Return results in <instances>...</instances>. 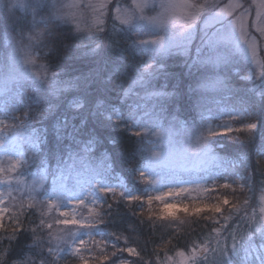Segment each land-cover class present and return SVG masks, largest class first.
<instances>
[{"label": "snow or ice", "instance_id": "6c2138e0", "mask_svg": "<svg viewBox=\"0 0 264 264\" xmlns=\"http://www.w3.org/2000/svg\"><path fill=\"white\" fill-rule=\"evenodd\" d=\"M75 5L60 3V0H0V11L8 13L9 19L13 18V10L17 7L27 10L31 9L33 15L32 26L39 28L42 24L44 27L36 32L34 35H29L28 43L25 44L23 32L17 34V36L6 35V43L13 48V57L17 52L23 55L24 63L35 64L37 57L33 54V48L36 44L42 43V38L50 37L53 35L54 22L64 21L68 22L66 15L62 14L64 8H71ZM260 6L264 8V0H260ZM80 7L91 8L98 13V18L93 26H89L86 31L89 35L95 36L98 33H106L105 23L106 19L113 20V32H119L124 35H130L135 32L137 37L147 35L154 37L151 39H132L131 44L128 46L130 50L135 51L139 49V55L144 56L148 54L147 60H142V67L137 68L136 78L132 80V83L125 88L124 83L117 85L118 91H115V102H98L96 110L90 113V116L96 117L101 123L107 121L112 127L118 128L120 131L128 133L131 137L136 139V143L140 145L138 148L139 154V167H132L130 172L135 175L139 173L138 179H144L146 172H153L157 169H169L174 170L177 166L183 168L189 161L196 159L200 155L207 154L212 151L210 146V140L213 137L224 135L228 132L240 131V129H232L229 125H217L213 128L208 121L215 118L211 115L212 109L209 107L210 97L208 95L209 79L215 84L220 85L222 91H226L235 95L237 89H234L225 80L221 79L219 75H215L212 78L207 76L203 77L195 87L189 86L188 97L189 103L192 98L195 97L194 108L199 110L201 117L200 125L198 128V134L195 141H192L191 136H188V147L183 146V140L178 137L187 135L188 130L185 122L178 120L175 115H171V119L168 116L171 114L172 108L181 103L179 93H169L166 91H157L153 87V81L164 72L163 58L171 55H180L186 58L185 64L187 67L203 68L206 72L209 69L219 70L221 65L227 66L232 61V52L227 46V41L233 39L236 41V47L240 48V41L248 45L247 49H242L247 52L250 50L251 58L256 59L258 55L264 54V48H259L256 44L257 37L248 31V26L245 22V17L250 14L251 8L246 7L243 3L237 2L235 6L229 4L221 7V0H210L204 5H196L192 3V0H132L131 4H125L124 0H101L99 4L93 5L92 3H81ZM46 8L54 10L50 13L46 19L37 21L36 15ZM159 8L160 11L154 16H146L144 14L145 9L155 10ZM231 8V11H227V17L221 16L226 9ZM191 10V14L184 13L183 10ZM176 10H181L182 15L176 16ZM206 11L204 17H200V12ZM237 11L239 14L237 15ZM122 13H126L125 18H121ZM177 19L181 23L177 24ZM201 22L198 24L197 20ZM119 22V29H117L115 22ZM15 23V21H13ZM216 25H219L218 27ZM264 14L259 10L256 11V20L252 22V27L260 34V38L264 39ZM51 26V27H50ZM145 26H148V30L145 31ZM239 29V37H236V30ZM213 29H215L213 31ZM15 30V29H13ZM77 32H82L80 25H76ZM163 33V35L161 34ZM111 47L116 42L109 37ZM251 41V43H249ZM125 51L124 48H120L121 54ZM191 60V64L187 61ZM40 72L33 73L28 76L27 73L23 74V77L28 79L41 80L43 83H47V94L57 96L62 91L60 87V81L56 77V73H51L48 76L47 65H39ZM261 81L264 85V64L261 65ZM239 75V73H237ZM256 75L255 70H252L250 77H241L242 79H251ZM111 75L108 76V80H111ZM8 80H5V90H7ZM139 89L138 91L136 89ZM39 91V89H34ZM259 101H257L255 95H252L249 100L250 107L253 111H246V115L252 116L255 113L257 104L264 107V87L259 90ZM34 104H41L46 102V98L40 95H34L28 98ZM216 103H219L216 101ZM77 107L81 105L77 104ZM53 105L49 104L46 109L43 110V114L47 115L53 109ZM178 110V109H177ZM13 109L9 116L5 113V118L13 120L18 119ZM207 113V114H206ZM40 113H38L39 115ZM221 115L224 113L221 112ZM232 116V113H228ZM101 117L103 119H101ZM30 119V111L24 113V120ZM167 120L169 127L162 129V121ZM4 121L0 120V124ZM21 128L24 127V122L21 121ZM178 126V127H177ZM258 124L255 122H249L245 125V129L249 132L257 130ZM217 129H223V132ZM207 133V135H205ZM153 137L155 139H153ZM30 144L33 152L43 151L46 146V132L34 133V136L30 138ZM149 145L150 147H145ZM102 147L100 141L96 138L95 132L88 131V122L85 119H81L79 124H73L71 130H69L68 121L63 122V126L55 128V145L50 149L47 157L40 159L39 164L44 166L50 159H56L59 163H66L67 160L72 161V164L67 165L68 175H65L64 169L58 168L60 177L64 180L75 178L77 181L86 173L92 171L93 162L96 163L97 168H102L105 173L112 170V163L114 158L107 153H99V149ZM261 148L264 149V131L261 132ZM99 153V154H98ZM258 156H264V150L257 152ZM25 165H32L34 161L27 159L24 161ZM243 163V158H241ZM77 164L79 168H77ZM235 167V165H233ZM15 167V166H13ZM3 171V169H0ZM264 175V172H261ZM23 176V172L20 173ZM225 179L224 177H220ZM213 184H216V177H210ZM240 180H244L247 184L252 180L251 175L241 176ZM18 184L21 180L18 178ZM56 180L54 178L53 184ZM9 184V181H4ZM261 185H264V180L261 181ZM96 191H98L104 199L96 197L90 191L88 198H91L92 204H99V209L89 207L84 199H79L78 204L80 208L87 210V215L81 213V218H77V214L73 212L71 215L68 211L60 209L58 203L51 202L50 200H37V196L43 195V193H28V198L33 201L27 204L25 211V205L23 203V190L17 189L21 192L20 203L18 205L20 212L24 215V220H21L20 214L10 217L11 223L6 225L4 222L5 215L10 212L7 207L4 196L7 195L9 199H13L12 191L8 190L5 193H0V230L9 231V235L6 237L9 243L5 248L4 241L0 240V264H50L48 261L49 256L58 255L59 251L63 249H54L52 247V240H57L68 245V240L76 241L78 239L81 247L74 249L76 253L81 251L84 245L92 243L93 245L104 247L101 248V252L107 248L109 240L96 241L93 239V230L96 224H104L105 216L111 215L110 210L113 205L108 203V197L115 200L119 196L120 200L127 201H142L144 197L140 195H130L127 192H119L115 187H109L101 183L100 179H97L93 185ZM232 183L225 182L223 184L216 185L209 189L203 188L202 191L209 193V201H200L195 203H176L168 202L169 198L175 200L177 197H181L189 190L183 187H175L170 189L166 193L160 195H148V220L152 221L153 217L162 220H176L177 212H184L185 214L191 213L194 216H200L203 213L209 215L203 216L205 222H212L214 226L209 228V235L204 239L190 240L191 244V257L192 264H233V259L238 251V240L243 241L246 245L245 253L251 248V241L253 238V232L258 233L264 238V206L260 207V216L257 220L255 210L253 209L249 214V202L244 201V207L234 204L230 201L227 193H221L219 189L232 188ZM235 191V189H233ZM261 200L264 201V195L261 196ZM154 201L160 203L158 212L152 209ZM231 204V209L228 214L225 215V207ZM107 205L105 209L103 206ZM58 212V216L51 218V212ZM39 217V224L36 225L35 217ZM48 216L50 219L46 220L44 217ZM215 218V219H214ZM27 221L29 225H36L32 228H25L24 223ZM55 226H63L61 235H53L52 229ZM235 225V227H233ZM207 227V223L205 224ZM87 229L88 231L79 233L78 231H72L71 228ZM44 229H47V235L50 239L47 244L44 240ZM67 229V231H64ZM31 233L32 245H29V250L34 253L33 257H28L24 260H9V257L14 251V245L12 241L19 242L22 235L25 233ZM88 237L86 241L83 237ZM109 238H112L114 242L111 243L110 256L105 254L100 257L101 261H108L109 264H136V261L130 259L132 256L140 257V252L135 247L128 246V241L125 240L124 246L120 247V235L117 233H107ZM213 239L215 243L213 244ZM229 241L231 243H229ZM70 246V245H68ZM187 244L185 247L187 248ZM45 247H47V253H45ZM264 248V245H261ZM124 253L128 254V257L124 256ZM211 255V259L209 258ZM158 255V254H157ZM177 255L183 257L184 252H178ZM246 258V257H245ZM169 258L165 257L164 261H160L159 264H167ZM51 264H55L52 261ZM81 264H90V261L81 257ZM140 264H149L141 258ZM155 264V262H154ZM260 264H264V255L260 257Z\"/></svg>", "mask_w": 264, "mask_h": 264}, {"label": "trees", "instance_id": "16d2710c", "mask_svg": "<svg viewBox=\"0 0 264 264\" xmlns=\"http://www.w3.org/2000/svg\"><path fill=\"white\" fill-rule=\"evenodd\" d=\"M44 25H40L42 29ZM51 27V26H50ZM116 43L113 46H108L106 38L102 39L98 47V52L90 50L92 39L82 36L71 28L70 25L54 22L53 35L42 38V43L36 44L33 48L37 61L41 64L47 65L49 77L51 73H56L57 79L61 82L60 87L62 91L57 96L47 94V83H43L37 79L23 80L16 84L13 90L9 93H0V113L3 114L5 123L3 128L8 136L16 135L19 144L23 148V160L19 166L14 170V174L23 172V177L26 180H35L42 176L45 178L40 190L36 193H46L53 195L59 194V198L66 197V190H70L73 195H81L85 203L89 207L99 209V204L93 205L91 198H88V193L91 191L94 196L104 199L101 194L95 190L93 185L97 179L101 183L109 187H115L117 193L127 192L130 195H140L144 197L142 201H127L120 200L119 196L114 200L109 195L108 203L113 205L110 210L111 215L105 216L104 224H96L93 230V239L96 241L109 240L107 248L101 252L103 245L96 246L88 243L81 248L79 253L69 251L68 245L72 244V240H68V245L57 240H52V247L54 249H63L59 251L58 255L48 257V261H55V264H81V257L90 261V264H109L108 261H101L100 257L107 254L110 256L111 243L114 242L112 238L107 236V233L113 232L120 235V247L124 246L125 240L128 241V246L135 247L140 252V257L132 256L131 260L140 264L141 258L148 261L149 264H159L165 257L171 256L179 251L187 252L191 244L190 240L204 239L209 235V228L214 226L212 222H205L203 216L209 215L203 213L200 216H194L191 213L185 214L180 211L177 212L176 220H162L153 217L152 221L148 220V205L147 196L151 195L146 191V183L142 179H138L139 173L133 175L130 172L132 167H139L138 148L140 145L136 143V139L131 137L128 133L114 128L107 121L100 122L96 117L90 116V113L96 110L98 102H115V91L117 85L121 82L124 87H127L132 80L136 78L137 68L142 67L141 61L147 60L148 54L144 56L139 55V49L135 51L129 49L132 39H140L133 32L130 35H124L117 32L114 36H110ZM120 48L125 51L121 54ZM181 56L171 55L163 58L164 72L156 79V84L162 86L173 93H179L181 103L172 108L171 115H175L178 120L184 121L185 125L190 126L198 122L200 117L199 110L194 108L195 97L189 103L188 87L193 85L192 71H183L181 67ZM195 71V70H194ZM202 71V70H200ZM250 64L247 61L239 60L231 62L227 66L222 65L217 71V74L225 79L232 88L237 89V93H232L219 90L220 87L214 90H208L210 97L209 107L212 109V116L217 115L216 101L221 102L230 107L242 110V115L237 117H230L229 124L232 129H240V131L228 132L224 135L213 137L210 140L212 150L219 158V164L206 169L198 171L192 175L199 179H206L209 181L207 188L211 189L216 185L223 184L225 179L232 183L233 187L229 189H219L221 193H227L229 199L234 204H239L247 195H252V188L257 190L264 180V156H258L257 152L264 150L261 148V132L264 131V107L259 103L252 116L246 115V111H253L250 107L249 100L252 95H255L259 101V91L251 87V82L241 77H246L251 72ZM205 72V71H203ZM239 73V75H237ZM111 75L112 79L108 80ZM251 76V75H250ZM264 87V85H259ZM39 89V91H34ZM115 90V91H114ZM260 90V89H259ZM40 95L46 98L45 103L39 105L34 104L29 97ZM53 105V109L47 115L43 114V110L48 105ZM79 104L81 107H77ZM16 109L14 115L18 118L16 120L5 118V113L9 116L13 114L12 110ZM178 109V110H177ZM30 111V119L24 120V113ZM38 113H40L38 115ZM207 114V113H206ZM81 119L88 122V131L95 132L96 138L100 141L102 147L99 153H107L114 158L112 163V170L105 173L102 168H97L96 163L92 164V171L84 174L79 181L75 178L64 180L60 177L58 168L64 169L65 175H68L67 165L72 164V161L67 160L66 163H59L56 159H50L44 166L39 164V160L47 157L50 149L55 145V128L63 126L65 120L68 121L69 130L73 124H79ZM101 119H103L101 117ZM21 121L24 122V127L19 125ZM167 120L162 121L163 124ZM249 122L258 124L257 130L249 132L245 129V125ZM46 132V146L43 151L33 152L30 144V138L34 133ZM149 147V145H145ZM98 153V154H99ZM243 158V163H241ZM32 159V165H25L24 161ZM235 165V167L233 166ZM77 168L79 165L77 164ZM9 171H5L8 173ZM13 175L12 171L10 172ZM251 175L252 180L247 184L239 177ZM1 177V175H0ZM210 177H216V184L214 185ZM224 177L225 179H221ZM56 180L53 184V180ZM3 177L0 178V188H5ZM16 189L12 190L13 199L7 196L6 204L10 212L5 215L4 222L6 225L11 223L10 217L20 214L21 220H24V215L20 212L18 207L21 192ZM235 189V191H233ZM88 193L84 195L86 192ZM252 191V193H251ZM23 191V203L26 206L32 203ZM32 194V195H35ZM37 200H44V198L36 197ZM177 203H195L200 201H209V193H205L202 189H190L181 197L176 198ZM5 205H3L4 207ZM160 203L154 201L152 209L158 212ZM105 209L107 205L103 206ZM225 215L231 208V204L224 206ZM81 216L87 215V210L77 207V214ZM56 211L51 212V218L57 217ZM46 220L50 217L45 216ZM215 219V218H214ZM36 225L39 224V217H35ZM207 223V227L205 224ZM36 225H29L27 221L24 223L25 228H32ZM63 226H55L52 229L53 235H61ZM44 240L50 239L47 235V229H44ZM65 231V230H64ZM72 231L83 233L87 229H77L73 227ZM9 231L0 230V240L4 241L5 248L9 241L6 237ZM86 241L88 237H83ZM15 247L9 260H24L28 257H33L34 253L29 250V245L33 241L31 233H25L21 236L19 242H11ZM188 245L187 248L185 245ZM81 247L78 243V247ZM47 253V247H45ZM158 254V255H157ZM128 257L127 253H124ZM37 264H39L37 260Z\"/></svg>", "mask_w": 264, "mask_h": 264}, {"label": "rangeland", "instance_id": "374dc122", "mask_svg": "<svg viewBox=\"0 0 264 264\" xmlns=\"http://www.w3.org/2000/svg\"><path fill=\"white\" fill-rule=\"evenodd\" d=\"M92 3L93 5L99 4L101 0H60V3L63 4H71L75 5L71 8H64L62 10V14L66 15L68 18V22L64 21H58L60 23H65L71 26V28L74 30V32H77L76 25L79 24L82 32H77L78 34H81L84 37H87L89 39H92V44L90 50L93 52H98V47L101 44V40L106 38V42H109V37L114 36L117 32H113V20L106 19L105 23V29L106 33H98L95 36H91L88 34L86 29L89 26H93L98 18V13L93 11L91 8H83L80 7L81 3ZM206 2H210V0H192V3H195L196 5H204ZM239 3H243L246 7H250L251 11L248 16L245 17V22L248 26V31H250L254 36L257 37L256 44L259 48H264V39L260 38V34L256 31L254 27H252V22L256 20V11L259 10L262 14H264V8L260 6V0H221V7H224L225 5H233L235 6ZM25 3H27V0H25ZM125 4H131L132 0H124ZM232 9H226L224 13H221V16L226 18L227 17V11H231ZM160 11L159 8H156L155 10L152 9H145L144 14L146 16H154L156 13ZM206 11L200 12V17H204L206 14ZM54 10L51 8H46L40 12L39 15H36L35 19L37 21H40L41 19H46L50 13H53ZM184 13L191 14V10H183ZM176 16L179 17L182 15L181 10H176ZM237 15L239 12L237 11ZM126 13H122L121 18L126 17ZM15 21V23L13 22ZM33 21V15L31 9H21L19 7L15 8L13 10V18L9 19L8 13L5 11H0V93H9L13 90L14 86L18 84L19 82L23 80H35L28 79L26 77H23L24 73H27L28 76H31L33 73H39L40 68L39 65L41 63L37 61L35 64H25L23 55L19 52L16 53V55L13 57V48L10 47L5 40L6 35L10 36H17L18 33L23 32L24 36V43L27 44L29 35H34L36 32L40 30L39 28L32 26ZM177 24L181 23L179 19H177ZM201 21L198 19L197 23L199 24ZM117 29H119L120 25L119 22H115ZM217 27L219 25H216ZM264 26V25H262ZM15 29V30H13ZM148 30V26H145V31ZM215 29H213L214 31ZM163 35V33H161ZM240 35L239 29L236 30V37L238 38ZM154 37H149L147 35H143L140 39H151ZM35 44V41H33ZM251 43V41H249ZM240 48L236 47V41L233 39H229L227 41V46L232 52V63L244 60L247 61L250 64L251 70H255L256 75L252 77L251 79H245L247 81L251 82V87L253 89H261L259 85L262 86L261 81V72L262 68L261 65L264 64V54L258 55L255 60L251 58V52L250 50L245 52L242 49H247L248 45L244 44L243 41H240ZM109 46V43H108ZM113 46V45H112ZM33 54L35 55V52L33 50ZM181 67L183 71H192L194 72L191 77L193 78V85L192 87H195L198 82L201 81V79L205 76L212 78L217 74V70L209 69L207 72L203 68L198 67H192L189 68L185 64L186 58L181 56ZM188 64H191V60L187 61ZM222 66V65H221ZM195 70V71H194ZM202 70V71H200ZM205 71V72H203ZM252 71L250 74L246 77H250ZM49 76V74H48ZM220 76V75H219ZM221 78V76H220ZM8 80L7 84V90H5V80ZM157 79V78H156ZM156 79L152 82L153 87L157 91H166L169 93H173L171 90H168L162 86H158L155 82ZM222 79V78H221ZM41 81V80H39ZM132 83V82H131ZM130 83V84H131ZM129 84V85H130ZM128 85V86H129ZM127 86V87H128ZM125 87V88H127ZM220 87V85L215 84L212 79H209V90H214L216 88ZM189 88V87H188ZM187 88V89H188ZM139 90L138 88L136 89ZM216 109H217V115L213 116L215 118L208 121L212 125L213 128H216L217 125H223L229 124V118L230 117H237L242 115V110L236 109L234 107H230L228 105H225L221 102L216 103ZM223 112L224 114L221 115L220 113ZM228 113H232V116H229ZM171 118H169L170 120ZM0 120H4L3 114L0 113ZM199 118L198 122L194 125L187 126L186 128L188 130L187 135H184L182 137H178L179 139L183 140V146L188 147V136L190 135L192 138V141H195L196 135L198 134V128L200 125ZM3 123V124H4ZM3 124H0V169H3V171H0L1 179L3 177V181H9V184L4 183L5 188H0V193H5L8 190H13L18 187V189H22L24 192L35 194V191L40 190L41 185L43 181L45 180L44 177L39 176L35 180H26L25 177H21L20 174H14V170L16 167L19 166V163L23 160V148L19 144L18 138L16 135L8 136L4 128L2 127ZM169 127L168 122L166 121L165 124H163L162 129H167ZM178 127V126H177ZM231 127V126H230ZM220 132H223V129H217ZM207 135V133H205ZM153 139H155L153 137ZM211 146V145H210ZM150 147V146H149ZM212 149V146H211ZM219 164V158L216 156L214 151L207 154L200 155L194 160L189 161L183 168L177 166L174 170H169L167 168L165 169H157L155 173L153 172H146L144 182L146 183V191L151 195H160L162 193H166L170 191V189L175 187H183L188 190L190 189H203L208 186L209 181L206 179H199L197 177H192V175L198 171H203L206 169H210L213 166H216ZM15 166V167H13ZM5 171H9L8 173H5ZM13 175H11V172ZM18 178L21 180V183L18 184L17 180ZM107 186V185H106ZM66 197L64 199L59 198V194L55 193L54 195L52 193L46 194L43 193V195L39 196L40 198H44V200H50L51 202L58 203L60 205V209L63 211H68L71 215L73 212L77 214V207H79L78 200L83 199V196L81 195H73L70 190H66ZM253 191V193H252ZM252 195H247L244 200L240 201L238 204L241 208L244 207V201L248 200L249 202V214H251L252 210H255L257 220L260 216V207L264 206V201L261 200V196L264 195V185H260L257 190L254 191L252 188ZM88 191L84 194L86 195ZM28 197V195H26ZM4 199L6 201L7 195L4 196ZM85 199V198H84ZM168 202H176L172 198H169ZM92 203V202H90ZM0 207H3V205H0ZM231 209V208H230ZM229 209V210H230ZM228 210V211H229ZM58 214V212H56ZM77 218H81L79 213L77 214ZM235 227V225H233ZM73 227L71 228V230ZM67 231V229H65ZM63 243V242H61ZM78 239L76 241H73L72 244H70L69 251L75 252L74 249L78 247ZM215 243V240L213 239V244ZM229 243H231L229 241ZM261 245H264V238H262L258 233L253 232V238L251 241V248H249L247 252V256L245 253V243L243 241L238 240V251L233 259V264H260V257L264 255V248L261 247ZM181 252V251H179ZM184 252V251H182ZM178 253V252H177ZM177 253L167 256L169 259L167 260V264H192V260L190 259L192 253H191V247L187 252H184V256L181 257L177 255ZM246 257V258H245ZM209 258L211 259V255L209 254ZM165 259H163L164 261Z\"/></svg>", "mask_w": 264, "mask_h": 264}]
</instances>
